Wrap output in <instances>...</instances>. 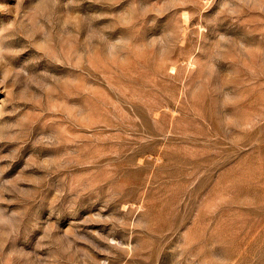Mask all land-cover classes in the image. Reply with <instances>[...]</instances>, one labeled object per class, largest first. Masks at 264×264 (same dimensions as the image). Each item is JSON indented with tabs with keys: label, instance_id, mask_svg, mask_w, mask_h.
<instances>
[{
	"label": "rangeland",
	"instance_id": "1",
	"mask_svg": "<svg viewBox=\"0 0 264 264\" xmlns=\"http://www.w3.org/2000/svg\"><path fill=\"white\" fill-rule=\"evenodd\" d=\"M0 264H264V0H0Z\"/></svg>",
	"mask_w": 264,
	"mask_h": 264
}]
</instances>
